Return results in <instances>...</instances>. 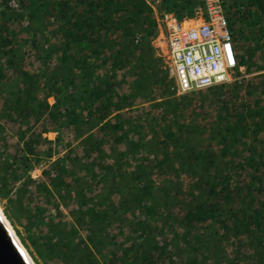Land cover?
Instances as JSON below:
<instances>
[{"label":"trees","instance_id":"1","mask_svg":"<svg viewBox=\"0 0 264 264\" xmlns=\"http://www.w3.org/2000/svg\"><path fill=\"white\" fill-rule=\"evenodd\" d=\"M227 1L224 10L234 41L243 35V25L264 20V0ZM18 2L24 15L6 5L0 10L4 70L0 82L13 83L14 88L5 93L11 94L10 104L6 112H0V133L5 123L18 132L11 161L3 163L8 166L5 171L12 169L6 177L26 176L23 186L40 188L34 202L33 194L28 199L37 205L36 212L28 209L31 226L46 227L41 215L45 208L39 207L38 197L46 200L42 202L46 207L49 197L48 193L39 196L47 188L27 176V170L43 157L35 146L47 144L44 156L51 157L53 142L56 151L67 148L50 164L60 182L70 179L68 186L74 182L79 190L86 188L76 199L75 218L76 224L86 227V240L97 244L95 224L100 232L116 229L108 240L100 236L101 259L88 251L83 255L85 264H123L124 253L132 254L137 264H264V150H255L247 142L250 133L260 136L254 142L264 139V108L259 99L251 100V90L246 89V101L239 103L213 93L219 104L217 118L206 126L198 125L197 119L186 125L180 116L191 97L170 96L171 81L150 44L156 21L145 0ZM199 5L198 0H162L161 4L178 19L191 17ZM53 17L55 22H48ZM137 34L140 39L135 43ZM55 39L59 42L48 41ZM238 59L240 65L246 63L240 55ZM8 70L13 73L10 77ZM155 87L160 90L159 101ZM49 96L54 99L51 105L46 100ZM151 109H162L161 114H152ZM254 113L262 115L259 121L252 119ZM28 117L40 124L42 132L56 133L55 139L35 132L25 137L27 130H16L15 125L25 124ZM193 132L197 137L192 138ZM74 142L85 162L70 156ZM253 150L257 159L247 154ZM73 168L97 187L109 180L121 194L120 203L113 205L109 196L94 202L91 186L76 179ZM182 175L188 178L187 189ZM165 176L170 180L165 181ZM69 223L62 222L60 228L66 248L71 247L76 228ZM78 240L87 251L85 240ZM211 244L219 245L221 254L215 246L210 254ZM225 245L232 248L230 255ZM43 251L48 259L64 258L62 249L56 255L46 248Z\"/></svg>","mask_w":264,"mask_h":264},{"label":"rangeland","instance_id":"2","mask_svg":"<svg viewBox=\"0 0 264 264\" xmlns=\"http://www.w3.org/2000/svg\"><path fill=\"white\" fill-rule=\"evenodd\" d=\"M147 4L152 8L154 18L156 21V32L151 37L150 44L152 48L154 49V53L156 56L160 57L161 59V67L166 71V76L168 79H170L169 84V90L171 91L170 96L177 98L181 95H188V97H191L189 99V105L186 106L185 111H183L184 114L181 113L180 119L185 121V124L187 125L190 121H193L194 119H197V124L206 126V122H208V125L214 121L217 118V112H218V106L217 102L214 100L212 96L215 95H223L226 97V100H230L233 102H242L246 101L245 91L251 90V94L254 95L251 100L259 99V105L260 107L264 108V87L263 88H257V90L254 91L253 88H251L253 85L256 84H264V20L259 19L256 21L255 24H245L243 25V35L236 36V41L233 39V44L235 47V52L237 56L240 55L244 61L246 60L245 64L239 65L242 66L241 71H236L235 74H233L232 78L228 82H224L221 84H217L211 87L198 89V90H192L189 92L177 94L174 89V79L172 76V73L170 71V67L166 58V55L161 51V49L157 46V36L160 35V32L164 29L166 21L169 20L170 17H176L172 11H165L161 4L162 0H145ZM223 3V6L228 3L227 0H221ZM8 6L10 9L18 11L24 15L26 12L22 10L19 6L18 0H6L3 2V0H0V10L4 6ZM201 6H197L194 8V13L191 17L197 16L196 14L201 13ZM25 17V16H24ZM188 17V16H184ZM50 20L48 22L54 23V17L49 18ZM26 21V20H25ZM257 28V29H256ZM262 30V32L260 31ZM253 30V31H252ZM47 33V31L45 32ZM232 34V33H231ZM238 35V34H237ZM262 35V37H261ZM235 38V37H234ZM140 39V34H137L134 37V42L137 43ZM259 41V45H256V41ZM49 43H57L59 40L55 39L54 41L48 40ZM47 41V42H48ZM44 45L45 42H42ZM5 49V47H2ZM250 49V50H249ZM6 50V49H5ZM248 50V51H247ZM1 51V50H0ZM34 53L32 50L30 54ZM36 58V55L34 56ZM35 60V59H34ZM36 61V60H35ZM53 61V60H52ZM37 63V61H36ZM260 66H262L260 68ZM0 72L3 74V65L0 66ZM45 75H49L48 71L44 72ZM9 77L12 76V70H8ZM11 74V75H10ZM0 82V91L5 92L3 94H0V112L2 110H5V112L8 110L10 100L7 99L8 96H11V94L5 93L9 91V89H14L11 87L13 83H10L9 85H6L5 83ZM39 84L42 86V82L39 81ZM251 85L250 87H247V85ZM157 87L154 88V97L159 101L161 100L160 94ZM215 93V95H213ZM220 93V94H219ZM204 96H206L204 98ZM235 96V97H234ZM233 97V98H232ZM47 102L49 105H51L54 102L53 97L49 96L47 97ZM248 102V101H247ZM140 100H137L135 104L139 105ZM248 105V103H246ZM145 107H147L148 103L142 104ZM161 110H148L152 114H161ZM156 111V112H155ZM164 111V110H163ZM155 112V113H154ZM223 113V110L220 111V114ZM262 116V115H261ZM260 114H251V117L255 121H259ZM249 120V119H248ZM250 122V121H248ZM23 125L18 124L15 125L17 127L16 130H18V127L21 128V130H27V134L25 137H28V135L31 134V132L40 133V136L42 138H46L48 140H54L56 137V133L52 131L42 132L41 126L39 123H35V119L33 117H28L24 119ZM9 125V124H8ZM12 126V125H9ZM5 129H3V135L2 132L0 133V210L4 217L6 218L7 222L10 224L11 228L13 229L14 233L16 234L17 238L20 240L22 245L24 246L26 252L32 259V261L35 264H85L86 259L83 257L84 254H87L88 251L92 253V255L97 257L98 259H101V256L97 252V249L101 250L103 248V244H101L102 240H108L109 235H113V233L116 232V229H102L101 232L99 231V224H95L92 226L94 228V242L97 244H91L89 241L86 240V234L87 229L86 227H80L78 223L76 224L75 218L77 215L78 210V204L76 203V199H78L81 196V193L83 194V191H86V188L79 190L77 185H74L73 182L72 185L68 186L66 184V181H69L66 179L65 182L61 183L58 179L57 174L55 173L53 168H50V164L54 161H56L59 157L63 156L64 153L67 151L65 149H60L56 151V144L52 142L51 150L53 152L51 157H45L44 154L47 152V144L44 142L39 143L37 147V151L40 152L42 150V153H40L43 157H40L38 162L32 163L31 168L27 170V176H29L31 179L35 181H39L43 183V185L47 188V190L42 194L48 193L49 201L47 207L45 206L43 201L46 202L43 198L38 197L39 200V207L42 208V206L45 208L44 213L41 214L43 216V222L46 226L45 228L41 229V225L38 227L31 226V222L29 219L31 216H29V212L33 211L36 212V204L30 203L28 201L29 197L33 194V202L37 199L36 198V188L40 191V188L36 186V184H31L27 186H23L22 183L24 182V179L26 176L21 177L20 179L13 180L8 179L6 176H11L12 169L8 168L6 164H3L6 161H11V154L14 151V143L16 142L17 138V131L11 130L7 124H4ZM189 127L192 129L193 127L189 125ZM264 133V131H262ZM262 133V134H263ZM255 133L249 134V140L247 141L249 144H252L255 150L262 149L264 150V139L259 140L258 142H254V138H259L260 136L254 135ZM145 137H148V134H145ZM197 137L194 132L192 133V138ZM5 138V140H4ZM80 140V139H79ZM24 143L23 141L20 142ZM75 144L72 143V152L70 156H77L81 162H85V158L83 157V152L81 151L80 147H73ZM220 146H218L217 149H220ZM7 150V152H6ZM251 153L254 156V159H257L255 151L247 152V154ZM28 157L32 159V155L28 153ZM244 155V154H243ZM223 160H226V156L222 158ZM49 166V167H48ZM7 167V171H5V168ZM73 175H75L76 179L79 178L80 181L83 182V184H89L88 186H91V192L90 197L91 199L95 201H100L102 196H108L112 198L113 205L117 206L118 203H120V193H116L113 190V185L110 183L109 180L103 181V183H100V185L97 187V184L92 182L87 183V181L78 174V171L76 169H72ZM73 179V178H72ZM165 181L170 180L169 176L164 177ZM2 182H5V185H2ZM77 182V180L75 181ZM181 182L184 183L185 188L187 189L188 184V178L184 175L181 176ZM157 186V185H155ZM38 193V191H37ZM115 193V194H114ZM127 193L126 186H124V194ZM32 200V199H31ZM37 200V201H38ZM57 205V208L54 206ZM33 208V210H32ZM28 209L31 210L28 212ZM61 212V214H60ZM111 212L110 210L108 211ZM121 212V210H119ZM8 214L10 215V218H8ZM113 218H116L113 216ZM62 222H70L75 224L76 228L75 231L72 232L75 234L72 238V244L70 248H66L63 244V241H61V238L63 239V235L60 233V228L62 225ZM69 223V224H70ZM43 224V223H41ZM83 228V229H82ZM264 228V225L262 226V229ZM206 232V231H205ZM84 239L86 242V246L88 248L87 251H84L85 245L84 244H78L79 237ZM101 236V239H100ZM71 238V237H70ZM208 240L211 238L207 237ZM206 241V240H205ZM216 242V241H215ZM214 242V243H215ZM215 249L217 250V253L221 254V248L217 246V244H214ZM213 244L210 245L209 253L214 254ZM44 248H46L47 251L50 253L56 255V252L60 249H62L63 253V259L62 261H56L55 259H48L47 256L44 253ZM223 248V246H222ZM224 250V248H223ZM225 250L229 255L231 254L232 248L228 245H225ZM224 250V252H225ZM215 253V254H217ZM226 254V253H225ZM219 257V256H218ZM123 264H137L138 260H135L132 258V254H123ZM245 264H250L249 262Z\"/></svg>","mask_w":264,"mask_h":264},{"label":"built area","instance_id":"3","mask_svg":"<svg viewBox=\"0 0 264 264\" xmlns=\"http://www.w3.org/2000/svg\"><path fill=\"white\" fill-rule=\"evenodd\" d=\"M201 13L170 17L157 36L166 55L177 94L231 80L238 64L233 37L221 0H198Z\"/></svg>","mask_w":264,"mask_h":264},{"label":"water","instance_id":"4","mask_svg":"<svg viewBox=\"0 0 264 264\" xmlns=\"http://www.w3.org/2000/svg\"><path fill=\"white\" fill-rule=\"evenodd\" d=\"M0 264H31L1 216Z\"/></svg>","mask_w":264,"mask_h":264},{"label":"bare ground","instance_id":"5","mask_svg":"<svg viewBox=\"0 0 264 264\" xmlns=\"http://www.w3.org/2000/svg\"><path fill=\"white\" fill-rule=\"evenodd\" d=\"M0 216L3 218L5 224L7 225L8 229L10 230L11 234L14 236V239L17 241V243L19 244V246L21 247L22 251L24 252V254L26 255V257L28 258V260L30 261L31 264H35L32 259L30 258V256L28 255V253L26 252L24 246L22 245V243L20 242V240L17 238L16 234L14 233L13 229L11 228L10 224L7 222L6 218L4 217V215L2 214L1 210H0Z\"/></svg>","mask_w":264,"mask_h":264}]
</instances>
